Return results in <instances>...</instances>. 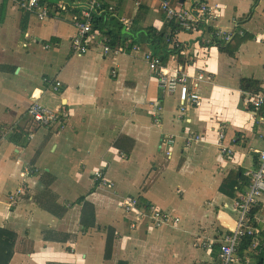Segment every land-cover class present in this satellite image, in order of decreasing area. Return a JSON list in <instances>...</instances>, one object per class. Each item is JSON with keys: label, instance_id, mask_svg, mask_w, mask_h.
Instances as JSON below:
<instances>
[{"label": "crops", "instance_id": "1", "mask_svg": "<svg viewBox=\"0 0 264 264\" xmlns=\"http://www.w3.org/2000/svg\"><path fill=\"white\" fill-rule=\"evenodd\" d=\"M51 1L41 20L0 0V228L22 237L10 264H214L218 246L197 243L223 233L226 219L218 210L228 205V216L235 217L244 193L232 199L219 186L238 168H252L248 147L264 149L261 108L242 88L243 79L260 80L264 88V0L246 22L255 0H206L222 9L221 27L254 38L231 57L202 42L201 32H181L183 64L173 46L154 47L139 28L124 36L141 52L122 47V53L106 54L101 41L79 54L72 39L89 0ZM100 1V17L113 13L120 20H133L140 4L149 3L143 26L163 25L157 0ZM148 48L166 58L170 74L205 75L197 82L199 107L181 113L177 95L162 93L158 100L149 93L156 77L143 60ZM34 100L57 112L60 123L38 125L29 115ZM219 128L226 133L223 145L234 149L230 157L219 145ZM196 135L200 140L188 147L186 140ZM96 171L114 186L97 185ZM127 198H138L142 210L167 212L170 223L132 228L136 217L124 208ZM258 203L261 221L253 226L261 229L264 195Z\"/></svg>", "mask_w": 264, "mask_h": 264}, {"label": "built area", "instance_id": "2", "mask_svg": "<svg viewBox=\"0 0 264 264\" xmlns=\"http://www.w3.org/2000/svg\"><path fill=\"white\" fill-rule=\"evenodd\" d=\"M20 9L37 15L41 20L46 19L50 10L43 0H11ZM101 7L100 0H89L87 8L84 12V20L75 23L77 33L72 39V47L79 54H84L89 50L91 44H99L103 42L102 47L106 54L115 55L122 53L121 50L112 48L102 40L99 30L94 28L95 14ZM169 21H178L180 26L188 32L200 31L203 36V41L209 43L213 36L219 39L229 41L235 32L236 28L226 30L219 24L222 19V9L217 4L209 2H194L193 6H185L180 3L174 4L170 0H162L161 9ZM126 28L132 26L133 21L130 18L124 17L121 20ZM235 22V21H234ZM125 52L138 53L142 51L141 46L137 44L127 43L123 49ZM143 60L147 63L148 68L153 76L158 79L160 91L166 94H174L178 96L180 102V112H186L192 106H200L202 103L201 95L197 91V82L204 81L205 75L199 73L198 76H193L184 71H179L173 75L163 64L161 55L155 54L152 48L143 51ZM116 77V74L113 75ZM57 86L61 84L58 82ZM57 89V87H56ZM249 99L254 106L259 108L264 107V93L259 92ZM256 107V108H257ZM160 113V109L157 111ZM30 117L40 126H54L59 124L60 118L57 112L46 107L45 105L33 101L29 107ZM219 137V145L227 156H232L234 149L224 146L223 141L226 138L224 129H217ZM200 136L196 135L186 140V145L189 147L194 141L200 140ZM175 139L169 138L168 144L174 145ZM249 154L254 156V164L252 168H248L245 176L249 178L250 185L248 190L244 192L240 199L235 203L237 215L235 217L228 216V205L223 206L218 210V214L226 219L223 233L217 239L205 240L201 238L197 245L201 248L212 249L218 246L219 258L214 264H251L250 260L245 263L237 256V248L240 238L245 235H262L264 228L258 226H248L250 217L248 216L252 208L259 202V198L264 195V149H258L253 146L248 147ZM172 155L169 150L166 153ZM95 181L103 188H112L114 185L105 180L102 171H96L94 174ZM24 192L19 190L18 195ZM16 194L11 196L10 200L15 201ZM124 208L128 213L135 214L136 220L131 224L135 228L137 224L151 223L154 227L161 228L170 223L171 216L167 212L157 210L154 206H148L145 210L141 209V202L138 198H127L123 200ZM131 210H133L131 212ZM255 224H258L261 219L256 215L253 218ZM259 247V242L254 243V248ZM263 250L261 247L260 252Z\"/></svg>", "mask_w": 264, "mask_h": 264}, {"label": "trees", "instance_id": "3", "mask_svg": "<svg viewBox=\"0 0 264 264\" xmlns=\"http://www.w3.org/2000/svg\"><path fill=\"white\" fill-rule=\"evenodd\" d=\"M45 4L53 3L51 0H43ZM172 3L176 4L180 2V4L185 5L190 0H170ZM260 0H255L253 8L249 14L244 17V21H248L255 12V9ZM201 2H206V0H201ZM149 3H141L137 12L133 17V23L130 28H126L123 22L113 13H109V15H98L96 13L94 19V28L99 30L102 36V40L105 41L106 44H109L112 48L121 49L124 47L129 38L124 36L123 30L131 32V29L139 28L143 29L146 32L148 43L152 44L154 47L159 48L160 44L172 46V51L178 55V61L180 63H185V56L183 52L185 51L184 44L180 43L176 46V43L173 40L177 37V35L181 32H184V29L180 26L178 21H169L166 19L165 14L164 22L162 27L156 28L153 26L144 27L143 23L148 15L150 10ZM102 10V2L101 7L98 11ZM254 37L252 35L241 34L240 28L236 27L235 32L233 33L231 39L229 41L222 40L213 36L209 43H205L208 47H216L220 52L226 53L231 57H234L236 53L239 51L240 47L246 43L248 40H252ZM162 57V56H161ZM163 64H166V58L162 57ZM146 63V62H145ZM147 64V63H146ZM148 66V65H147ZM150 72V71H149ZM149 85V93L158 94V100L162 99V92L159 89L158 79H155ZM242 88L243 90L250 92L251 94H257L262 91L264 93V88L262 87V82L260 80H251V79H243L242 80ZM248 109L251 111H257L258 109L254 107L252 104L248 105ZM261 117L264 119V107L260 110ZM20 136H23L22 132L19 133ZM239 133L237 136H240ZM16 140L17 137L15 136ZM244 138L240 137V140H237L236 143L241 144ZM241 141V142H240ZM245 169L238 168L236 171L231 172L226 175L219 186L220 193L226 195L229 198H237V196L248 190L250 185V180L244 175ZM261 211L259 203L254 206L249 213L250 224L251 226L254 224V216L257 215ZM258 235H243L239 240V245L237 248V256L241 258V260L245 263L247 260H250L251 264H264V234L258 237ZM21 239L16 232L0 228V264H10L16 252L19 250V245L21 244ZM258 241L259 247L254 248V243ZM261 247L263 250L260 252ZM109 254V253H107Z\"/></svg>", "mask_w": 264, "mask_h": 264}, {"label": "rangeland", "instance_id": "4", "mask_svg": "<svg viewBox=\"0 0 264 264\" xmlns=\"http://www.w3.org/2000/svg\"><path fill=\"white\" fill-rule=\"evenodd\" d=\"M157 2L160 4L161 2H162V0H157ZM177 3H180V2H177ZM176 3V4H177ZM160 8H161V5H160ZM122 20V19H121ZM132 20V19H131ZM133 21V20H132ZM123 32L124 33H128V32H126V30L124 29L123 30ZM184 32H188V31H186V30H184ZM196 32H200V31H196ZM191 33V32H190ZM192 33H194V32H192ZM202 37V36H201ZM203 40V39H202ZM173 42H175L176 43V46H178L180 43H179V41L175 38L174 40H173ZM205 43H207V41H205ZM172 46H173V43H172ZM131 53V52H130ZM180 71V70H179ZM179 71H177V72H179ZM181 71H184V70H181ZM177 72H175V73H177ZM175 73H173V74H175ZM173 74H171V75H173ZM218 88H215L214 89V91L213 92H215V96H214V94L212 93V97H213V100L216 102V103H218ZM199 93V92H198ZM215 103V104H216ZM254 164V163H253ZM155 167V166H154ZM154 169V168H153ZM95 180V179H94ZM96 184L97 185H99L97 182H96Z\"/></svg>", "mask_w": 264, "mask_h": 264}, {"label": "water", "instance_id": "5", "mask_svg": "<svg viewBox=\"0 0 264 264\" xmlns=\"http://www.w3.org/2000/svg\"><path fill=\"white\" fill-rule=\"evenodd\" d=\"M158 168V165L155 167V169H157Z\"/></svg>", "mask_w": 264, "mask_h": 264}]
</instances>
